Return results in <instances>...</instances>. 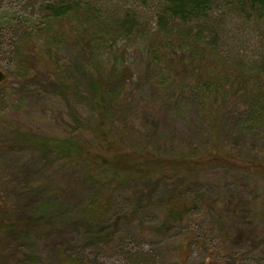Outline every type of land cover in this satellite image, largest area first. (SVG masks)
I'll return each mask as SVG.
<instances>
[{
  "label": "rangeland",
  "instance_id": "rangeland-1",
  "mask_svg": "<svg viewBox=\"0 0 264 264\" xmlns=\"http://www.w3.org/2000/svg\"><path fill=\"white\" fill-rule=\"evenodd\" d=\"M27 9V5L19 1L7 0L0 7V17L4 12L20 15ZM28 13L24 16L32 28L38 24V13H41ZM236 23L237 20L230 26L234 33ZM142 25L152 32L156 20L146 14ZM83 27L74 18L52 24V30L45 34L50 39L53 35L52 39L48 43L42 36L41 42L45 44L36 61L28 52L31 44L20 43L15 34L0 30V72L5 76L0 80V196L11 183L19 194L14 197L4 194L8 209L13 206L37 212L44 206L46 216L58 226L42 234L35 231L30 240H20L28 254L24 257L15 258L14 246L0 238V264H59L70 256L81 262L87 260L89 264H142V259L147 260L143 264H213L215 261L229 263L231 252L237 254L236 264H264V139L261 135L255 133L246 138L241 147L242 158L246 159L236 158L239 168H228L206 159L188 177L187 173H179L175 183L169 180L160 184L157 191L167 196L165 183L181 186L180 181L185 177L198 187L192 188L193 201L184 200L191 207H195V201L202 203L200 211H193L181 225L165 234L156 233L147 225L149 219L156 218L158 225L164 223L160 210L152 208L144 212V220L131 217L129 212L139 203L146 206L148 202H139L137 197L122 191L114 193L105 218L84 213L94 195L111 188L108 184L105 190H100L97 185L82 182L87 172L67 156L57 152L47 154L38 145L30 149L13 145L19 132L36 134L50 142L74 139L82 146L91 142L95 136L86 128L92 114L87 101L91 92L88 84L94 78L108 81L106 88L116 81L125 84L123 96L128 103L132 102L126 106L132 113L117 118L112 132L122 139V149L146 144L155 139V135L164 136L163 148L171 146V140L176 139L177 143L185 139L191 140L193 146L200 144L201 137L191 132L185 118L191 114L196 122H204L198 105L191 100L178 105L173 98L167 101L164 90H154L158 80L153 72L146 81L148 56L145 53L126 43L95 51L91 38L82 36L86 31ZM42 29L39 27L40 31ZM239 37L247 39L241 32ZM229 43L233 45L230 47L232 55L228 53L236 58L239 43ZM177 92L188 94V90ZM238 109L242 111V107ZM153 123L157 124L155 130ZM138 188L140 193H146L152 187L149 183ZM216 196L225 199V204L228 199L234 204H249L251 214L244 213L252 217L255 226L252 241H245L243 246L234 243L232 227L238 221L236 215L226 217L227 223L222 229L216 226L217 210L222 208H214L207 201L208 197ZM86 220H91L92 228H86ZM113 232L118 234L114 233L116 237L108 245L94 239L97 234Z\"/></svg>",
  "mask_w": 264,
  "mask_h": 264
},
{
  "label": "trees",
  "instance_id": "trees-1",
  "mask_svg": "<svg viewBox=\"0 0 264 264\" xmlns=\"http://www.w3.org/2000/svg\"><path fill=\"white\" fill-rule=\"evenodd\" d=\"M6 1L0 0V7ZM15 1L27 5L29 13L27 10L20 15L4 12L0 17V30L15 34L20 43L31 44L32 48L28 52L32 60L36 61L37 56L42 55L41 49L45 44L41 42L44 39L42 36L52 30V24L74 18L86 28L82 36L91 38L95 51L126 43L143 55L145 53L148 56L146 81L150 80L152 72L158 80L154 90H164V98L167 101L173 98L177 105L189 100L195 102L201 113L200 118L205 120L199 123L191 114L185 117L191 132L201 137L198 145L193 146L191 140L185 139H179L177 143L176 139L171 140V146L163 148L164 136L155 135L157 137L146 144L122 149V139L113 136V131L117 118L132 113V109L126 108L132 102L128 103L123 96L125 84L116 81L106 88L108 81L94 78L88 84L91 92L87 102L92 114L86 128L93 132L95 138L85 143L86 146L74 139L50 142L36 134L19 132L14 146L30 149L38 145L47 154L57 152L67 156L87 172L82 182L97 185L102 188L100 190H105L107 184L111 187L105 193L103 191L94 195L91 204L83 210L84 213L105 218L114 193L122 191L137 197L139 202H148L146 206L139 203L137 208L129 212L131 217L144 220V212L158 208L165 219L164 223L158 225L159 220L156 218L149 219L147 225L156 233L170 232L193 211H200L202 203L195 201V207H191L184 200L195 199L192 188L198 187L188 182L187 178H182L181 186L165 183L167 196L157 191L162 182L171 180L175 183L179 173H187L188 177L206 159L228 168H239L237 161L242 158L241 147L246 138L256 133L264 139V0ZM115 1L118 4L115 5ZM34 12L41 13H38L40 20L30 28L24 15ZM146 14L156 20L152 32L142 25ZM235 20L238 23L235 24L234 33L230 26ZM39 27L44 30L40 31ZM240 32L244 38L247 37L246 40L239 37ZM45 39L50 43L48 35ZM230 41L239 43L236 58L231 56L230 47L233 45ZM72 90H75V86ZM178 90H188V94H178ZM238 106L242 107V111H239ZM152 126L155 130L157 124L153 123ZM79 129L83 128L79 126ZM119 151L124 152L119 155ZM245 159L242 158L243 161ZM149 183L152 188L140 193L138 187ZM8 184L4 194L7 193L9 197L18 195L11 183ZM4 194L2 192L0 196V213L4 214L0 218V238L14 246L15 258L24 257L28 254L22 249L20 240H30L31 233L33 235L36 231L42 234L49 229H58V226L51 223L49 215L46 216L44 206L39 207L37 212L13 206L8 209ZM207 201L214 208H222L217 210L219 220L216 226L219 225L220 229L226 225V217L236 215L238 221L232 227L235 244L243 246L245 241L253 240L251 233L255 226L251 222L252 217L244 213L251 214L248 203L234 204L228 199L225 204L221 196L208 197ZM84 224L86 228L93 227L91 220L84 221ZM211 231L214 233V229ZM114 233L117 232L103 236L97 234L94 239L108 245L114 241ZM236 255L231 252L229 263H211L236 264ZM146 261L142 259L141 263ZM59 264H89V261L81 262L70 256Z\"/></svg>",
  "mask_w": 264,
  "mask_h": 264
},
{
  "label": "water",
  "instance_id": "water-1",
  "mask_svg": "<svg viewBox=\"0 0 264 264\" xmlns=\"http://www.w3.org/2000/svg\"><path fill=\"white\" fill-rule=\"evenodd\" d=\"M4 77H5L4 74L0 72V80H2Z\"/></svg>",
  "mask_w": 264,
  "mask_h": 264
}]
</instances>
